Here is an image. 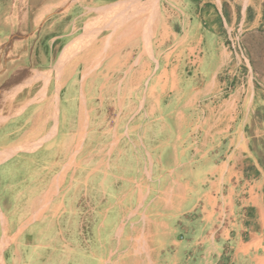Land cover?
Returning <instances> with one entry per match:
<instances>
[{
	"label": "crops",
	"instance_id": "0c3cea01",
	"mask_svg": "<svg viewBox=\"0 0 264 264\" xmlns=\"http://www.w3.org/2000/svg\"><path fill=\"white\" fill-rule=\"evenodd\" d=\"M262 1L11 0L0 264H264V165L240 166L252 100L224 98L239 68L222 35L258 29ZM205 106L235 122L231 149L217 130L185 148Z\"/></svg>",
	"mask_w": 264,
	"mask_h": 264
},
{
	"label": "rangeland",
	"instance_id": "374dc122",
	"mask_svg": "<svg viewBox=\"0 0 264 264\" xmlns=\"http://www.w3.org/2000/svg\"><path fill=\"white\" fill-rule=\"evenodd\" d=\"M262 2V23L258 29L247 30V27H243L236 31L237 28H233V26L229 23L222 30V35H224L223 38L227 40L230 49H232L236 54V59L232 62L233 68H239L237 70V77L234 76L233 78L231 76L232 73L227 76L226 80L232 88L231 90H227L228 93L224 95V98H227L228 95H230L231 98H237L240 100V105L242 106H245V103L247 104L248 96L250 97V100H252V105L248 107L249 121L245 123L241 131L242 137L240 141V149L246 151L245 153H241L242 156L240 158V166L245 169L249 168L250 170L252 168L251 163L253 161L260 163L261 166L264 165V0ZM10 8L11 0H0V30L7 29L5 24L11 18V14L13 15ZM229 34H231L230 37L228 36ZM234 34L236 36H234ZM228 37L231 41L228 40ZM242 85L244 91H242ZM238 87L239 91L234 90ZM214 94L215 92L210 89L199 92L195 91L189 98L190 101L188 100L187 102H190L193 105L196 102V99L205 101V99L207 100V98ZM192 108H194V105ZM217 109L218 108H214L212 106L200 107L195 112L193 110L194 116L191 120L188 122H182L184 124L183 128H186L183 135V139H185V148L192 145V148L197 147V149H199L200 142L204 143V138L202 139V136L204 135L200 136L197 134V138H195L196 133H192V140L190 138L186 139L187 136H190V132L193 131H198V133L201 134L208 132V134L212 137L210 138L208 136L209 141L206 145L208 147L214 146L216 130L218 131L217 136H221V134H223L225 137V151L232 148L231 136H229V134L235 130H233L235 122L233 123L225 120L224 122L217 124L215 122V118L212 116L216 113ZM244 109V107L239 108V110ZM203 114L206 116H203L202 119H200ZM236 114L237 110H234V115ZM216 124L218 125L217 127L215 126ZM221 129H223L222 133ZM196 159H199V156H196ZM184 188L186 187L178 188L177 194H185L186 189ZM239 198L240 194L238 195L236 192L232 195L231 200L225 202V212H228L231 218L235 216V213L234 215L232 214L233 208L236 206ZM175 205L178 207L182 205V203H177ZM183 205L187 206L189 204Z\"/></svg>",
	"mask_w": 264,
	"mask_h": 264
}]
</instances>
